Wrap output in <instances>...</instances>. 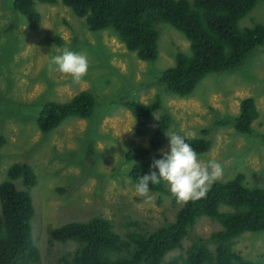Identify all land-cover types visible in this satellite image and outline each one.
<instances>
[{"label":"rangeland","instance_id":"rangeland-1","mask_svg":"<svg viewBox=\"0 0 264 264\" xmlns=\"http://www.w3.org/2000/svg\"><path fill=\"white\" fill-rule=\"evenodd\" d=\"M11 4L12 0H0V137L5 139L0 150V184L8 180V170L14 164H27L34 171L31 227L41 255L38 264H62V257L78 247L74 242L50 239V231L66 223L100 216L124 236L129 231L153 232L173 221L181 205L157 193L148 198L136 196L135 184L126 174L130 164L124 161L130 148L149 146L157 119L163 114L171 117L167 135L212 142L210 151L199 158L221 165L219 181L242 173L248 187L264 189V42L233 71L209 74L190 96L180 98L167 93L159 82L161 73L174 66L178 52L191 56L189 41L170 25L158 24L156 60L141 61L111 28L88 30L85 20L76 17L62 0L52 5L36 2L41 16L36 29L30 28ZM263 23L264 2L257 0L238 28ZM64 48L88 58V73L78 84L62 76L51 63ZM83 91L95 99L88 119H68L50 133L40 132L36 118L41 103L67 102ZM156 97L160 108L151 115L146 135L138 136L135 117L119 101L150 104ZM247 97L253 98L258 111L251 135L236 133L232 125H215L233 119ZM169 143L167 137L158 153L168 151ZM13 183L17 190H24L21 180ZM220 229L219 223L203 217L183 240V249L199 239L209 240ZM208 247L214 250L212 242ZM233 250L244 259L264 264V232L244 233ZM180 254L175 250L165 260Z\"/></svg>","mask_w":264,"mask_h":264},{"label":"trees","instance_id":"trees-1","mask_svg":"<svg viewBox=\"0 0 264 264\" xmlns=\"http://www.w3.org/2000/svg\"><path fill=\"white\" fill-rule=\"evenodd\" d=\"M36 2L52 5L57 0H12L11 4L32 29L41 22ZM62 3L76 17L83 18L91 32L111 28L126 49L141 61L157 58L158 24H168L182 33L190 43L191 56L178 52L174 66L159 77L166 92L180 98L190 96L209 74L233 71L251 50L264 42V23L238 28L257 0H62ZM55 42L62 44L60 39ZM119 104L135 117L136 134L145 136L151 115L160 108L159 98L150 104L133 99H122ZM94 108L95 99L86 91L67 102L47 100L41 103L36 125L41 133L47 134L68 119H88ZM257 118L255 102L247 97L233 119L217 121L215 125H232L236 133L251 135ZM170 124L169 115L159 116L149 146H134L125 152L124 161L130 164L126 174L135 185L142 175L153 170V160L162 158L158 151L167 143ZM201 133L207 134V130ZM185 139L198 156L212 147V142L205 138ZM4 144L5 139L0 137V150ZM16 180H21L24 190L15 188ZM35 185L36 176L27 164L12 165L8 180L0 184V264H38L41 260L31 227L34 209L30 191ZM151 193L166 195L177 203L163 182L157 186L150 184ZM203 217L219 223L221 229L212 233L209 240L199 239L183 249V240ZM113 229L111 221L95 216L86 222L66 223L51 230L50 239L78 245L74 252L62 257V264H257L234 252L233 247L244 233L264 232V189L248 187L245 176L238 173L230 180L215 181L203 198L181 205L173 221L153 232L129 231L121 236ZM209 242L214 245L213 251ZM175 250L183 254L166 261V256Z\"/></svg>","mask_w":264,"mask_h":264},{"label":"clouds","instance_id":"clouds-1","mask_svg":"<svg viewBox=\"0 0 264 264\" xmlns=\"http://www.w3.org/2000/svg\"><path fill=\"white\" fill-rule=\"evenodd\" d=\"M51 63L58 66L62 76L77 84L84 79L89 69L87 56L68 48L53 56ZM167 137L170 141L169 150L162 153L161 159L153 160V170L140 177L134 194L140 198H148L150 184L157 186L163 182L180 205L200 200L212 184L222 178L221 165L215 160L202 161L184 136L170 133Z\"/></svg>","mask_w":264,"mask_h":264}]
</instances>
